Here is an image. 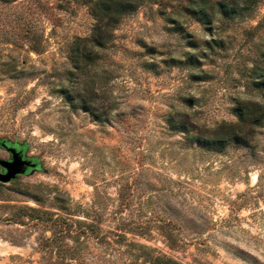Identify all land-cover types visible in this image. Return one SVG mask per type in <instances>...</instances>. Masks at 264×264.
<instances>
[{"label": "rangeland", "instance_id": "1", "mask_svg": "<svg viewBox=\"0 0 264 264\" xmlns=\"http://www.w3.org/2000/svg\"><path fill=\"white\" fill-rule=\"evenodd\" d=\"M179 1L109 25L95 0H0V142L35 161L0 181V264H264V115L189 137L264 100V0L176 31L156 7Z\"/></svg>", "mask_w": 264, "mask_h": 264}, {"label": "trees", "instance_id": "2", "mask_svg": "<svg viewBox=\"0 0 264 264\" xmlns=\"http://www.w3.org/2000/svg\"><path fill=\"white\" fill-rule=\"evenodd\" d=\"M141 0H95L91 5V13L103 24H113L118 20L121 13L130 12L138 7ZM259 0H180L176 4H169L166 8L164 4L156 7L172 30L180 31L182 22L179 17L186 15L195 18L197 21L210 27L214 15H219L225 19L243 18L251 13L255 4ZM264 55V52H262ZM172 60V59H171ZM71 61L78 63V55L73 53ZM191 63L189 56L184 60ZM253 84L264 89V66L254 65L252 67ZM234 109L237 119L229 122L226 126L218 125L212 129L211 134H190V138L197 142L212 147H217L228 141H243L241 126L252 124L254 119L264 115V100L239 99ZM237 126V128H235ZM160 264H182L169 257L160 260ZM152 264H154L152 262Z\"/></svg>", "mask_w": 264, "mask_h": 264}, {"label": "water", "instance_id": "3", "mask_svg": "<svg viewBox=\"0 0 264 264\" xmlns=\"http://www.w3.org/2000/svg\"><path fill=\"white\" fill-rule=\"evenodd\" d=\"M0 163L5 166L6 170L3 173H0V180L6 181L13 177L17 172L21 171L22 164H31L34 165V162H30L29 159H21L18 153H12V156L5 160L0 158Z\"/></svg>", "mask_w": 264, "mask_h": 264}, {"label": "flooded vegetation", "instance_id": "4", "mask_svg": "<svg viewBox=\"0 0 264 264\" xmlns=\"http://www.w3.org/2000/svg\"><path fill=\"white\" fill-rule=\"evenodd\" d=\"M0 146L7 152V156L6 157H0V158L8 160L12 156V153H18V155L21 157V159H29L30 162H35L34 159L31 156H27L23 152L21 146H18V145H15V144H11V143H8V142H0ZM20 166H21V171L17 172L16 174L25 173L28 170H30L31 168H33V165H31V164H28V165L27 164L26 165L22 164ZM5 170H6L5 166L0 163V173L5 172ZM13 177H11V178H13ZM8 180H6V181H8ZM0 181L1 182H5V181H2V180H0Z\"/></svg>", "mask_w": 264, "mask_h": 264}]
</instances>
